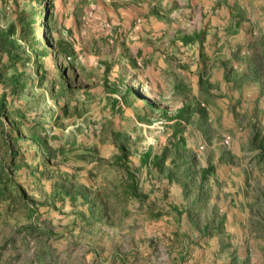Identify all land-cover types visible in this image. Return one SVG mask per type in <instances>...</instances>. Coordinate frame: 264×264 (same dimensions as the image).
<instances>
[{
	"label": "rangeland",
	"instance_id": "374dc122",
	"mask_svg": "<svg viewBox=\"0 0 264 264\" xmlns=\"http://www.w3.org/2000/svg\"><path fill=\"white\" fill-rule=\"evenodd\" d=\"M0 264H264V0H0Z\"/></svg>",
	"mask_w": 264,
	"mask_h": 264
},
{
	"label": "crops",
	"instance_id": "0c3cea01",
	"mask_svg": "<svg viewBox=\"0 0 264 264\" xmlns=\"http://www.w3.org/2000/svg\"><path fill=\"white\" fill-rule=\"evenodd\" d=\"M193 1H194L195 3H197L198 0H197V1H196V0H193ZM170 38L173 39V37H172L171 35H169V37L167 38V41H169ZM183 38H184V37H182L181 40H182L183 46H185L186 48H184V49H180L181 52H183V50H188L189 48H187V46L191 45V44H186V43L183 41ZM192 48H195V46L192 47ZM195 49H196V48H195ZM195 49H194V50H195ZM168 52H171V50H169ZM168 52H166V55H167V56L169 55ZM149 55H150L151 58H153V59H155V60H157L158 57L160 56V54L157 53V52H155L154 49H152V48L150 49ZM186 55H189V53H188V54L185 53V55L182 53V57H183V58H186V57H187ZM191 56H192V58H193L192 61H194V56H196V51H192ZM162 57H163V56H162ZM187 59H188V58H186V60H187ZM162 66H163V65H162ZM163 68L165 69V66H163ZM190 80H192V79L190 78ZM193 80H194V79H193ZM174 86H176V85H174ZM176 88L179 89V85L176 86ZM141 253H143V254H142L143 257L147 256V254H148L147 250H146V249H143V250H137V253H136V252H133V253H131V255L134 256V257H136V256L140 255ZM134 259H135V258H133V260H134Z\"/></svg>",
	"mask_w": 264,
	"mask_h": 264
},
{
	"label": "trees",
	"instance_id": "16d2710c",
	"mask_svg": "<svg viewBox=\"0 0 264 264\" xmlns=\"http://www.w3.org/2000/svg\"><path fill=\"white\" fill-rule=\"evenodd\" d=\"M196 38H197V37H196ZM190 39H191V38H190ZM190 39H189L188 37H184V38H183V41L187 44V43L190 42V41H189ZM66 54H67L68 56L71 55L70 53H66ZM70 57H71V56H70ZM182 113H183V111H180L179 114H182ZM207 174H208V171H205V172H204V175H207Z\"/></svg>",
	"mask_w": 264,
	"mask_h": 264
}]
</instances>
